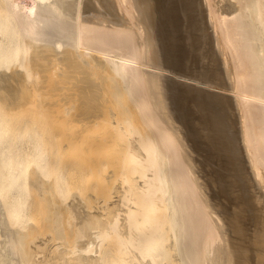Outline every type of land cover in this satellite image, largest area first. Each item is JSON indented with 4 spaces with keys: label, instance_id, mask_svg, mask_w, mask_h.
Masks as SVG:
<instances>
[{
    "label": "bare ground",
    "instance_id": "6f19581e",
    "mask_svg": "<svg viewBox=\"0 0 264 264\" xmlns=\"http://www.w3.org/2000/svg\"><path fill=\"white\" fill-rule=\"evenodd\" d=\"M0 264H264V0H0Z\"/></svg>",
    "mask_w": 264,
    "mask_h": 264
}]
</instances>
